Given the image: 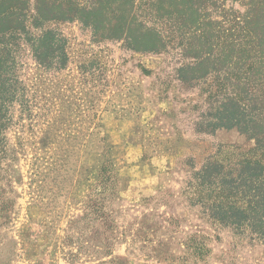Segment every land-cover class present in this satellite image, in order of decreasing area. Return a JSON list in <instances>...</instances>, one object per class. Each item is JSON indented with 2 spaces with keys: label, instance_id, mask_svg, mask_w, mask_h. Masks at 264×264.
I'll list each match as a JSON object with an SVG mask.
<instances>
[{
  "label": "rangeland",
  "instance_id": "rangeland-1",
  "mask_svg": "<svg viewBox=\"0 0 264 264\" xmlns=\"http://www.w3.org/2000/svg\"><path fill=\"white\" fill-rule=\"evenodd\" d=\"M48 29L65 39L69 62L49 70L20 54L33 118L17 110L6 134L17 161L4 184L13 192L0 264H264L263 242L214 223L183 195L186 161L200 169L209 157L254 148L237 130L197 133L206 87L178 80L186 61L97 42L79 22ZM106 166L118 198L96 223V210H86Z\"/></svg>",
  "mask_w": 264,
  "mask_h": 264
},
{
  "label": "trees",
  "instance_id": "trees-1",
  "mask_svg": "<svg viewBox=\"0 0 264 264\" xmlns=\"http://www.w3.org/2000/svg\"><path fill=\"white\" fill-rule=\"evenodd\" d=\"M55 22H79L97 42H121L142 54L173 51L186 61L178 80L206 87L197 133L237 130L254 148L209 157L200 169L186 161L192 171L183 195L214 223L264 243V0H0V221L11 215L13 191L4 184L17 161L6 134L17 110L21 119L33 118L20 54L27 49L45 69H65L67 43L48 29ZM101 180L86 210H96V223H104L107 201L118 198L108 166ZM193 250L204 249L195 243Z\"/></svg>",
  "mask_w": 264,
  "mask_h": 264
}]
</instances>
